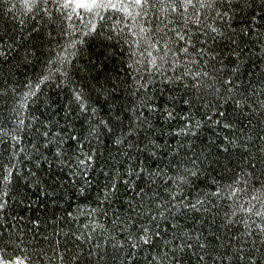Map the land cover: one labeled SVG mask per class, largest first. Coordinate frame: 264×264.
<instances>
[{"label": "trees", "instance_id": "obj_1", "mask_svg": "<svg viewBox=\"0 0 264 264\" xmlns=\"http://www.w3.org/2000/svg\"><path fill=\"white\" fill-rule=\"evenodd\" d=\"M131 11L0 0V255L264 264V0Z\"/></svg>", "mask_w": 264, "mask_h": 264}, {"label": "snow or ice", "instance_id": "obj_2", "mask_svg": "<svg viewBox=\"0 0 264 264\" xmlns=\"http://www.w3.org/2000/svg\"><path fill=\"white\" fill-rule=\"evenodd\" d=\"M147 2L148 0H61V7L67 10V18L69 20H71L73 16L83 18L87 14L98 15L101 9L107 8L122 11L131 17L133 16L131 11L132 8H142ZM205 2L206 0H199L201 8L205 7ZM21 3L30 11L31 6L35 5L37 0H21ZM195 3L196 0H182L185 11H187L188 6H195ZM172 10L176 11L175 8ZM141 31H144V29L141 28ZM71 46L72 45H70V47ZM148 55H151V52H149ZM151 63L155 66V58H153ZM77 98L79 99V96ZM5 179H7V177H5ZM237 183H239V179L237 180ZM0 208H3L2 203H0ZM256 215L260 216L262 213L257 212ZM261 231L264 232V227L261 228ZM140 240L146 245L150 243L151 238L147 235V229H145V234L140 237ZM201 246L203 247V245ZM133 247H137V245L133 244ZM225 255L227 256V260L222 259L221 264H236V261L233 260L234 256L238 257L240 261H243L245 258L243 248L237 249L231 255H228L227 253ZM25 259L26 258L21 257L5 259L3 255H0V264H25ZM153 259L155 260L156 258ZM252 264H254V262H252Z\"/></svg>", "mask_w": 264, "mask_h": 264}]
</instances>
